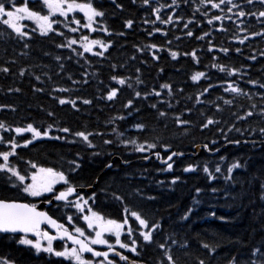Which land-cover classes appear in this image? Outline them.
I'll use <instances>...</instances> for the list:
<instances>
[{
    "label": "trees",
    "instance_id": "obj_1",
    "mask_svg": "<svg viewBox=\"0 0 264 264\" xmlns=\"http://www.w3.org/2000/svg\"><path fill=\"white\" fill-rule=\"evenodd\" d=\"M25 2L31 10L43 14L48 12L42 0H15L18 6ZM126 3L120 1L124 15L129 16V4ZM115 9L112 6L110 10V30L115 29ZM5 18H0V68L7 67L9 71H0V105L4 106L0 107V122L5 125L0 134H3V140H10L14 134L7 132V128L26 127L29 123L41 129L53 125L48 137H41L21 150V175L28 171L29 161L39 167L63 171L73 185L96 184L94 210L121 221L127 216L135 222L133 239L137 241L136 252L128 254L144 264H160L164 259L158 243H166L174 258L179 257V264H198L199 259H204L206 264H227L233 256L244 264L254 247L264 245V194L260 187L264 183V135L259 132L264 127V117L258 115L260 108L264 107L261 96L264 88L259 87L264 84L261 57L252 59L248 69H244L239 59L229 64L232 69L239 70L235 74L228 72V81H233L243 90L238 94L225 91L222 83L226 75L214 72L205 57L200 63L201 69L197 71L204 72L205 76L198 81L191 79L192 68L185 67L183 74H170L167 80L164 75L163 82L151 80L158 88H135L132 83L139 80L142 82L137 84H144L150 76L143 67V75L133 80L131 71L139 61L131 62L129 44L124 50L119 46L111 48V52L98 61L91 54L82 53V47H79L82 35L71 29L64 30L63 24L58 26L57 33L48 31L41 34L36 22L29 20L21 29L29 35L22 37L3 23ZM126 19L129 18L121 17L120 21ZM71 40H76V43L69 46ZM115 49L121 52L114 53ZM198 57L202 58V54ZM187 64L191 65L189 60ZM21 69H24L23 75L20 74ZM112 76L124 78L126 83L120 85L111 79ZM161 83L171 85V92L161 88ZM113 87L118 89L117 95L107 100L106 94ZM61 88L69 91H60ZM205 88H208L207 92H204ZM154 90L160 95L156 96ZM137 91L141 93L139 97L135 95ZM145 93L152 95L147 99L142 96ZM59 98L75 100L76 107L69 103L59 104ZM84 99L91 103L84 104ZM130 99L133 104L125 107ZM225 100L232 103L225 104ZM153 104L156 108L152 107ZM253 104L255 108H252ZM250 110L257 114L237 119ZM161 111L166 115L160 116ZM49 112L54 115L49 116ZM177 117L190 123L178 125L175 122ZM208 117L219 123L202 129L200 125ZM135 123H142L145 128L138 130L133 126ZM62 127L71 131L60 132L58 129ZM220 129L228 141L240 143L215 155L202 148L198 156L176 157L171 170L161 166L155 156L149 160L144 158L156 151L164 157L171 151L194 152V144L209 143L213 147L212 140L217 142L216 148H222L227 142ZM77 131L92 134L89 136L91 147L88 142L73 135ZM57 136L62 139H55ZM126 139H135L137 144L145 141L158 145L166 143L171 148L167 152L159 146L147 152H137L132 144L121 143ZM105 140L112 143L105 144ZM7 151H10L9 148ZM71 161H76L79 167L75 168ZM236 161L245 167L235 169L234 178L225 181L227 167ZM189 163L199 167L194 172H184ZM108 164L112 167H106ZM217 164L221 168L220 173H215ZM204 165L209 167L216 179L207 178L202 170ZM177 176L180 179L172 184L173 177ZM197 187L202 189L200 193H196ZM213 188L218 191L213 193ZM0 196L8 200L38 202L11 190L0 191ZM117 196L122 199H116ZM194 198L198 203H194ZM125 207L140 213L148 220L149 227L152 223H159L160 227L152 232L151 243L143 240L140 235L142 227L130 213L124 211ZM189 207L193 208L189 218L181 219ZM48 210L55 218L64 221L61 213L52 208ZM212 212L215 216L210 214ZM20 237L0 234V259L10 260L12 264H74L66 258L19 244ZM173 239L177 244L171 243ZM186 240L187 247L181 248ZM202 243L219 246L216 253L210 255ZM62 246V243H57L56 250H63Z\"/></svg>",
    "mask_w": 264,
    "mask_h": 264
},
{
    "label": "snow or ice",
    "instance_id": "obj_2",
    "mask_svg": "<svg viewBox=\"0 0 264 264\" xmlns=\"http://www.w3.org/2000/svg\"><path fill=\"white\" fill-rule=\"evenodd\" d=\"M115 2V0H113ZM144 5H149L150 0H142ZM202 3H204V0H201ZM254 0H247L248 4H252ZM43 5H46L47 8L50 10L51 14L52 12H59L61 16H67V13L74 11L75 9H79L80 12L83 13L84 17L87 18L88 23L84 24L83 26L86 28H91L92 23L96 17H103L105 15L104 11L98 10L96 7L93 6L91 2L89 3H76V0H42ZM207 3L211 4L212 8H220L221 4H227L232 5V0H219V3L213 2V0H207ZM261 4H264V0H260ZM67 5L66 7H63L62 5ZM172 4L176 5L177 0H172ZM117 8L122 7V5L117 4ZM165 7V5H160L159 7L152 8V12L156 13V20H159L161 23L167 24L172 21L173 17L169 16L167 19H161L159 12L161 8ZM233 7H239L238 5H232V7L228 8V12H232ZM223 11V9H221ZM239 17H244L246 15L256 16V13L248 12L246 13L242 9L237 13ZM0 16L6 17L3 20V23L10 28H12L16 33H18L20 36H27L29 35L27 32H24L21 30V25L19 21L23 20L25 16L29 19H33L37 21V23L40 26L41 34H46L48 31L53 30L52 24L56 21H50L49 15H41L40 12L30 10L27 7V3L25 2L22 5H17L15 3V0H0ZM259 17H264V11H260L258 13ZM228 19H231V17H227ZM179 20L180 18L177 17ZM213 20L219 21L221 20V16H213L211 19H209L207 22L208 24H212ZM73 22L76 24H80L79 20H76L73 18ZM134 21L131 19H128L124 22V26L126 28H131ZM145 23H149V21L145 20ZM154 24L155 21H152ZM185 28L188 27L187 24L184 25ZM73 32L77 31L76 28L71 29ZM95 30V29H93ZM103 31L107 32V28L102 29ZM154 31L160 32L161 29L155 28ZM120 35H123V33H120ZM149 35H152L151 32H149ZM187 36H192L193 32L188 31L186 33ZM204 35H208L205 33ZM251 35L256 36L260 35V33L253 32ZM203 37H197V39H202ZM247 37H245L246 39ZM82 40L88 41V37L84 36L81 37ZM243 40H240V43H243ZM76 43V40H71L69 42V46L71 44ZM110 42L105 43L104 41L93 39L88 43H84L82 47L84 48V51L91 52L92 51V45H99L103 49H107L109 47ZM63 46V45H61ZM27 47V45H25ZM145 47L151 48V49H157L158 46L156 44L146 45ZM211 47L209 48V51H211ZM221 51L227 53L229 49L222 48ZM237 52L240 51V49H236ZM171 56L175 59L177 57V52L172 51L170 52ZM96 55L102 56L103 52H97ZM187 55V53H186ZM191 55L195 58L196 53L193 51ZM264 55V53H262ZM251 59H255V56L250 57ZM59 59V57H57ZM153 59H158V57L153 54ZM115 67V66H113ZM213 67H219L222 71L225 70L224 65H213ZM0 71H3L7 73L9 71V68L4 67L0 68ZM239 70L238 69H231V72L229 74H235ZM137 72H139V69H137ZM20 74H24V69L20 70ZM205 76L204 72H196L191 79L193 81H198L201 77ZM37 80L40 79L39 76L36 77ZM112 80L117 81L120 85H124L126 83L124 78H118L117 76H112ZM86 82V81H85ZM142 81L137 80V83H141ZM73 83H76V81H73ZM249 83L256 84V81H249ZM131 87V85H128ZM161 88H166L171 92V85L169 84H162L160 86ZM209 87H212V85H209ZM260 88H264V84L259 85ZM231 90L234 93H242L243 90L239 89L237 87H233L232 84L228 85V88H225V91ZM42 90V89H40ZM60 91H69V89L61 88ZM16 91H19V89H16ZM208 88L204 89V92H207ZM118 92L117 88H111L106 94L107 100H112L114 97H116ZM154 94L156 96H159V92H155ZM135 95L139 97L141 93L139 91L135 92ZM145 96L148 95V93L144 94ZM200 95H203L201 93ZM262 98H264V93L261 94ZM197 100H199V96H197ZM59 104L64 105L66 103L71 104L74 108L76 107V101L75 100H65L64 98H59L58 100ZM84 104H90L91 101L88 99H84L82 101ZM225 104H231L232 101L225 100ZM133 104V101L130 99L127 101V104L125 107H129ZM0 107H4L3 105H0ZM153 108H156V105H152ZM217 110L219 111V105L216 106ZM256 105H252V108H255ZM186 111H190V109H186ZM257 113H254L253 111H247L244 116H238L237 119H245L246 117H251L253 115H256ZM49 116H53L54 113L49 112ZM129 115H131V112H129ZM160 116L166 115L165 112L161 111L159 113ZM258 115L264 117V107L260 108V111ZM121 119H124V117H121ZM178 125H186L189 124L190 121L188 120H182L179 117L176 118L175 121ZM219 121L214 120L211 117L206 118L205 122H203L200 127L202 129L208 128L209 125L218 124ZM138 130H143L145 128V125L142 123H135L133 125ZM5 127L3 122H0V129H3ZM53 125L49 124L47 128L41 129L40 127L34 126L32 123L27 124L26 127H16L14 131L17 134L29 132L31 133V140H24L23 146H27L30 143H32L33 140H37L41 137H48L50 135L49 129H51ZM60 132L63 133H69L71 130L68 127H62L58 129ZM220 134L225 137V141L227 143H236L239 144L240 141H228L227 136L223 132L222 129L219 130ZM259 132L261 135H264V127H261L259 129ZM73 135L82 138L84 141L88 142L89 146L91 147V141H89V136L92 135L91 133H86L84 131H77L73 133ZM122 136L123 133H120ZM55 139H62V137H55ZM0 142H4L3 137H0ZM6 143L11 145L10 151H0V157L3 158L4 163H0V171H6L8 173H11L13 176L16 177V179L19 181V185H22V191L27 193L30 196L36 197L40 196L42 193H54V186L59 182L63 181L64 187L62 190H60L58 193H54V199L57 201H68V197L72 194H76L75 202L68 201L69 203H72L73 206L80 212H84L85 207L88 205V200L84 198L83 194L76 192V187L73 186L69 180L67 179L65 173L63 171H57L54 168L51 167H39L36 163H32L31 166L33 169H36L31 173L30 180L31 183H28L27 185H24V181L28 178L26 175H21L20 172L15 168L9 166V157L12 155H15V149L19 147L16 143V141L9 140ZM105 144H111L112 141L105 140ZM121 143L127 145L132 144L134 146V150L137 152H147L150 149H156L158 146L163 147L165 151L167 152L170 148V144H157L155 142L149 143L145 141L142 144H137L135 139H126L122 140ZM211 145L213 147L209 146V143H204L202 145H193L194 148H200L202 147L204 150L209 152H219V148H216V141L212 140ZM154 155L160 159V152L156 151ZM184 153L182 152H175L171 151L165 159H163V163L166 164L167 170H171L173 168V158L176 156H183ZM145 159H148L147 156L144 157ZM221 160H224V157H220ZM73 165H75V168L79 167V164L76 163V161H71ZM106 167H112L111 164L106 165ZM199 165H194L189 163L184 169V172H194L197 170ZM245 167L243 164H241L239 161H236L232 164H230L227 167V175L224 176L225 181H231L233 177V172L235 169H241ZM75 168L72 170L74 171ZM203 172L207 175V178L209 180L216 179V176L212 171H210L209 167L207 165L203 166ZM221 168L219 164L215 167V173H220ZM180 177H173L171 183L175 184ZM16 187L17 185H13ZM262 194H264V183L260 185ZM196 193H200L202 191L201 188L197 187L195 189ZM218 190L216 188L212 189L213 193H216ZM95 197V193L92 194V198ZM116 199H122V197H115ZM151 199V198H150ZM51 201H49L50 203ZM194 203H198V201L194 198ZM88 214L83 216V220L87 222V227L89 229H93L95 231L94 237H85V230L81 227L74 226L72 228V231H69L68 228H66L63 224H59L57 220L53 219L51 216H49L46 212L38 211L36 206L34 204L30 203H20L15 200H8V199H0V233H23L25 235L21 236L18 240L19 244L22 245H29L35 248L37 251H44L50 254H54L56 257H63L68 259L69 261H73L74 264H94V261L91 259H85L84 253H90L92 257H103L102 260L98 262V264H114V261L109 258L110 253H114L116 256H119L120 260L127 261L129 258L125 255H123L120 252H116L115 246L109 242L108 239L104 238V234L108 233L115 237V245H119L122 249H128L131 252H136V243L137 241L135 239L131 240V244L124 243L121 241V232L124 229V226L128 224V217L126 216L122 222H118L114 219H107L105 220L98 212L93 211L91 207L87 208ZM124 211L126 213H130L131 217H134L136 221L139 222V225L142 228H147V231H141L140 235L142 236L143 240L145 242L151 243L152 242V232L153 230H156L160 227L158 222L152 223L149 227V222L146 218H143L140 213L137 211H130L129 208L125 207ZM193 208L189 207L187 211L184 213V215L181 217V219L187 220L189 218V214L192 213ZM211 215L215 216V213H210ZM69 224L72 223V217H67ZM219 219L224 220L225 217H219ZM47 221L48 224L52 225L53 227H56L58 229H63V232L61 233L62 237H66L68 240L72 242L73 247H64L63 250H56L53 248V240L56 239V237L49 234L48 231L42 230L41 224ZM128 236L131 237L132 235V229L128 228L127 230ZM33 234L36 239H29L27 238V234ZM75 233V235L73 234ZM81 237H85V239H81ZM47 241L46 246L42 245L41 241ZM87 241V242H86ZM172 244H177L176 240H172ZM92 245H105L107 246V251H97L95 248L92 247ZM188 245V241L186 240L184 244L180 245L181 248H186ZM78 246V247H76ZM158 248L163 250V257L164 259L160 261V264H179V257L174 258L170 247L166 243H158ZM218 244L213 245L209 243H202V247L207 250V252L211 255L216 253ZM0 264H12L10 260L7 259H0ZM132 264H136L135 261L132 262ZM198 264H206V261L204 259H199ZM227 264H241V261L238 260L236 256H233L231 259L227 261ZM244 264H264V245L254 247L250 254L249 258L244 262Z\"/></svg>",
    "mask_w": 264,
    "mask_h": 264
},
{
    "label": "flooded vegetation",
    "instance_id": "obj_3",
    "mask_svg": "<svg viewBox=\"0 0 264 264\" xmlns=\"http://www.w3.org/2000/svg\"><path fill=\"white\" fill-rule=\"evenodd\" d=\"M120 1L121 0H115V2H113V0H84L81 2L76 1V3L91 2L98 10L104 11L105 15L103 17H96L94 19L93 22L96 25H101L102 22H106V19L109 21L111 7L113 6L116 8L113 11L115 29L109 31L108 40L111 42L113 48L116 49L119 46V48L123 47L122 49L124 50L128 44L130 45L131 62L133 63L139 61L138 64L134 65L131 71L133 80H135L138 76L143 75V67H145L147 74L150 76L148 77V81L144 84L132 83V85H135V88H158L157 85L152 84L151 80L155 82H163L164 75H166L167 80L168 75L170 74H183L185 67L192 68L193 76L201 69L200 63L203 62L204 57L208 58V63L214 72L224 73L226 75L225 80L222 83L226 87H228V72H231L232 69L231 65L229 64H233L239 59L243 66H245L244 69H248V65L252 63V59L250 58L252 56L261 57L260 62L261 64H264V55H262V53H264V17L258 16L260 11H264V4H261L260 0H254L252 4H248L247 0H232V5L239 6L238 8L233 7L232 12H228V8L232 7V5L221 4L220 8H212L211 4L207 3V0H204V3H202L201 0H177L176 5L172 4V0H150L149 5H144L142 0H124L129 4V16L124 15L125 13L122 10V7H116L117 4H120ZM213 2L219 3V0H213ZM160 5H165V7L161 8L159 12L161 19H167L169 16H172L173 19L171 22L164 24L159 20H156V13L152 12V8L159 7ZM221 9H223V11H221ZM241 9L246 13L252 12L256 13L257 15H246L244 17H239L237 13ZM118 11L121 12L117 13ZM68 15L69 14L67 13V16ZM216 15L221 16V20H213L212 24H208L207 21ZM121 17H128L129 19L133 20L134 23L132 27L126 28L124 26V22L128 19L121 22ZM177 17L180 19L178 20ZM227 17H231V19H228ZM68 18L72 26L80 28L81 32H86V34H83V37H88L90 30H100L96 26L91 28L84 27L83 25L88 23V21L80 11L75 10L74 15L70 14ZM73 18L79 20L80 24L78 25L74 23ZM145 20L149 21V23H145ZM152 21H155V23L153 24ZM185 24L188 25L187 28L184 27ZM155 28H159L161 31L156 32L154 31ZM188 31H192L193 35L187 36L186 33ZM149 32H151L152 35H149ZM253 32L260 33V35L253 36L251 35ZM120 33H123V35H120ZM205 33L208 35H204ZM201 36L203 37L202 39H197V37ZM245 37L247 38L245 39ZM240 40H243L244 42L240 43ZM151 44H156L158 48L151 49L145 47L146 45ZM210 47L212 49L211 51H209ZM222 48H227L229 51L225 53L221 51ZM116 49L114 53L121 52L120 49L117 51ZM236 49H240V51L237 52ZM172 51H175L178 54L175 59L170 54ZM193 51L196 53L195 58L191 55ZM97 52H103V55H105L111 51L108 49H92L90 54L99 61L103 55H96ZM85 53L87 52L85 51ZM153 54H155L158 59H153ZM200 54H202V58L198 57ZM187 60H189L191 64L190 66L187 64ZM213 65H224L225 70L222 71L219 67H213ZM137 69H139V72H137ZM168 72L169 74H167ZM147 74L145 73V75ZM150 95L152 94H148L147 96L143 94L142 96L149 99L148 96ZM29 135L30 136L26 138L27 140H31V133H29ZM2 136L3 135H0V137ZM6 139L9 140L8 138H5L4 144L0 143V151H7L8 148L11 150V145L6 143ZM13 139L20 146L15 149V153L17 154L9 157L8 163L9 166L15 167L19 171V168H21L23 162L22 158L20 157L21 155L19 156V154L22 153V149L26 148L23 146V141L26 139L23 140V138L16 135L12 138V140ZM35 141L36 140H33L32 143L27 146H31ZM11 161H14L16 164ZM0 163H4L2 157H0ZM35 170L36 169H33L31 164L28 162V171L22 174L28 177L24 181V185L31 183L30 176ZM14 184L17 186L14 187ZM73 186H82L87 188L92 185ZM22 187V185H19V181L16 179V177L11 173L0 171V191L11 190L18 193V195L21 194L25 198L33 201H43L44 199L41 200V198H45L46 201H50L54 198V193H58L60 190L66 187V185H64L63 181H59L54 186V193H42L40 196L36 197L30 196L23 192ZM79 193L83 194L84 198L88 200V205L85 207L84 212L78 211L72 203L68 202L71 201L74 203L76 196L69 198L68 201H65L66 203L55 202L51 205V208L53 211L62 214L64 220L62 223L70 231H72L74 226H78L85 230V237H94L95 231L87 227V222L83 220V216L88 214V207H91L93 211H96L94 210V202L97 200L95 187L92 191L83 190ZM93 193H95L94 198H92ZM0 199H3V197L0 196ZM98 213L105 220L114 219L118 222H122L118 218L105 216L100 212ZM68 216L72 217L71 224L68 222ZM133 227L134 224L132 220L128 219V224L124 226V229L121 232L122 242L128 243L130 240L131 243V240L135 238ZM128 228L132 229L131 237L128 236ZM47 231L56 237V239L53 240L54 244L62 243V247H73L70 246V244L66 242L63 237L61 238L58 233H55L53 229L48 228ZM85 237L82 238L85 239ZM104 238L108 239L109 242L115 246V249L121 250L124 254L127 252L130 253L128 249H122L119 247V245H115V237L113 235L105 233ZM92 247L99 251H107V246L105 245H92ZM83 255L85 259H91L93 261H100L103 259V257H100L98 260H96L91 255ZM109 258L114 261V264L118 261H123L120 260L119 256L116 255L109 256Z\"/></svg>",
    "mask_w": 264,
    "mask_h": 264
},
{
    "label": "water",
    "instance_id": "obj_4",
    "mask_svg": "<svg viewBox=\"0 0 264 264\" xmlns=\"http://www.w3.org/2000/svg\"><path fill=\"white\" fill-rule=\"evenodd\" d=\"M24 133H26V132H24ZM24 133H20V134H24ZM232 145H234V143H227L223 148H227V147L232 146ZM223 148H220V149H219V152H220ZM201 151H202V147H200V148H194V152L184 153L183 156H176V157H184V156H191V155L198 156L199 154H201ZM206 152H207L208 154H210V155H215V154L219 153V152H209V151H206ZM154 156H155V155L152 154V155H150L149 158H153ZM160 156H161V159L159 160L160 165H162V166L166 165L165 163L162 162V161H163V158H162V154H161V153H160ZM176 157H174V158H176ZM174 158H173V159H174ZM94 186H95V185H93V186H91V187H88L87 190H88V191H91V190L94 188ZM80 190H84V188L76 187V192H78V191H80ZM73 195H75V193L72 194V195H70L69 197H71V196H73ZM69 197H68V198H69ZM17 202H19V201H17ZM52 202H60V201H57V200H55V199L53 198V200H51L50 203H49V201H48V202H43V203H41L39 206H36V208H37L38 211L46 212L49 216H51L46 210L42 209V207H43V205H45V206H50V205L52 204ZM20 203H26V202H20ZM51 217H52V216H51ZM52 218L55 219L54 217H52ZM55 220H56V219H55ZM57 222H58V221H57ZM58 223H59V222H58ZM59 224H61V223H59ZM43 226H47V227H51V228H53V230H54L56 233H59V234H60V237H62L61 233L63 232V229H58V228H56V227H53L52 225L48 224L47 221H44V222L41 224V228H42ZM3 234H16V235L22 234V235H25V234H23V233H3ZM27 235H33V234L29 233V234H27ZM64 238H66V237H64ZM66 239H67V238H66ZM81 239H82V238H81ZM67 240H68V239H67ZM68 241L72 244V242H71L70 240H68ZM116 252H118V251H116ZM110 255H114V253H110ZM96 258H97V257H96ZM130 264H132V262H130ZM136 264H138V263L136 262Z\"/></svg>",
    "mask_w": 264,
    "mask_h": 264
},
{
    "label": "bare ground",
    "instance_id": "obj_5",
    "mask_svg": "<svg viewBox=\"0 0 264 264\" xmlns=\"http://www.w3.org/2000/svg\"><path fill=\"white\" fill-rule=\"evenodd\" d=\"M127 4V3H126ZM135 13V12H134ZM182 19V18H181ZM106 23H109L108 19H106ZM110 28V26H109ZM110 31V29L108 30V32ZM180 101V100H179ZM97 117V116H96ZM143 211V210H142Z\"/></svg>",
    "mask_w": 264,
    "mask_h": 264
},
{
    "label": "rangeland",
    "instance_id": "obj_6",
    "mask_svg": "<svg viewBox=\"0 0 264 264\" xmlns=\"http://www.w3.org/2000/svg\"><path fill=\"white\" fill-rule=\"evenodd\" d=\"M41 242H42V241H41ZM66 247H68V246H66ZM94 264H98V262H95V261H94Z\"/></svg>",
    "mask_w": 264,
    "mask_h": 264
}]
</instances>
